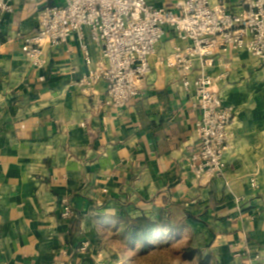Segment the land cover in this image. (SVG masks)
Masks as SVG:
<instances>
[{"label":"crops","instance_id":"crops-1","mask_svg":"<svg viewBox=\"0 0 264 264\" xmlns=\"http://www.w3.org/2000/svg\"><path fill=\"white\" fill-rule=\"evenodd\" d=\"M7 1L11 10L0 21V264H150L144 260L155 251L143 254L125 234L127 221L141 217L169 222L199 252L171 264H264V64L237 49L205 67L235 118L225 175L198 177L188 165L201 114L194 88L187 91L180 72L161 63L188 42L168 28L141 95L111 107L104 79L77 84L90 67L106 64L88 28L64 44L44 42L42 67L22 50L42 10L64 0ZM147 1L177 10V0ZM224 1L230 11L248 8V0ZM200 70L197 61L190 79Z\"/></svg>","mask_w":264,"mask_h":264},{"label":"built area","instance_id":"built-area-1","mask_svg":"<svg viewBox=\"0 0 264 264\" xmlns=\"http://www.w3.org/2000/svg\"><path fill=\"white\" fill-rule=\"evenodd\" d=\"M247 5L230 11L224 0H177L174 10L147 0H64L42 10L37 31L24 36L22 50L34 66L42 67L44 42L64 44L74 33L84 37L88 28L90 38L102 46L106 64L90 67L77 84L91 86L104 79V104L122 108L141 95L152 70L150 59L166 30H173L188 44L175 48L161 63L180 72L187 91L194 88L192 102L201 113L195 124L198 147L190 153L188 165L198 177L218 178L226 172L225 153L231 146L235 113L232 106L223 104L213 88L215 79L205 67L237 49H247L264 64V0H248ZM10 10L9 2L0 0V21ZM2 45L0 35V49ZM82 49L87 65L92 66L88 46L83 44ZM197 61L200 74L191 80ZM251 186L257 187L254 178ZM61 215L63 219L73 215L66 203L61 205ZM88 248L89 242L84 241L80 250L86 253Z\"/></svg>","mask_w":264,"mask_h":264},{"label":"rangeland","instance_id":"rangeland-1","mask_svg":"<svg viewBox=\"0 0 264 264\" xmlns=\"http://www.w3.org/2000/svg\"><path fill=\"white\" fill-rule=\"evenodd\" d=\"M171 227L169 222H164L160 228L149 236L147 243L142 240L132 241L134 245H141L143 254L149 253L150 250L155 251L151 257L145 258V262L150 264H171L177 258L182 257L185 260L199 254V252L191 250L187 240H182L183 236L178 233L182 230L171 229ZM166 232H168V235H164Z\"/></svg>","mask_w":264,"mask_h":264},{"label":"trees","instance_id":"trees-1","mask_svg":"<svg viewBox=\"0 0 264 264\" xmlns=\"http://www.w3.org/2000/svg\"><path fill=\"white\" fill-rule=\"evenodd\" d=\"M163 224L164 222L162 221H154L147 217H141L127 221L125 232L130 239L142 240L147 243L149 236Z\"/></svg>","mask_w":264,"mask_h":264}]
</instances>
